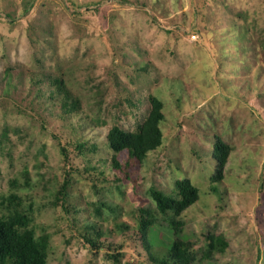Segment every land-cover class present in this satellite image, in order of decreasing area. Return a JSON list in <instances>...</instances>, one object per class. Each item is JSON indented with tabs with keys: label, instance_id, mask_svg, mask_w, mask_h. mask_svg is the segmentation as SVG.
<instances>
[{
	"label": "rangeland",
	"instance_id": "374dc122",
	"mask_svg": "<svg viewBox=\"0 0 264 264\" xmlns=\"http://www.w3.org/2000/svg\"><path fill=\"white\" fill-rule=\"evenodd\" d=\"M151 93L162 145L115 154L109 130L136 131ZM217 137L232 146L219 181ZM186 178L199 198L176 219L195 263L264 264V0H0V212L27 216L48 264H158L141 209ZM172 214H155L156 246Z\"/></svg>",
	"mask_w": 264,
	"mask_h": 264
},
{
	"label": "trees",
	"instance_id": "16d2710c",
	"mask_svg": "<svg viewBox=\"0 0 264 264\" xmlns=\"http://www.w3.org/2000/svg\"><path fill=\"white\" fill-rule=\"evenodd\" d=\"M56 84L64 97V106L79 108V102L72 94L63 79H56ZM149 110L143 122L136 131H127L118 125H114L108 132L107 141L109 147L118 154L124 150H131L134 156L143 160L147 154L163 143L162 121L165 120L163 112V100L155 95H149ZM232 146L217 137L214 146V159L216 160V172L213 175L215 181L223 178V170L227 164ZM115 167H119L116 156L113 158ZM67 182L60 189V194L67 195ZM152 198L156 201V210L141 209L142 216L138 225L142 240H145L149 246L147 249L151 257H157L158 264H203L195 263L194 256L190 251V246L182 239L181 225L182 222L176 219L184 210L194 204L199 198V189L186 178L178 181L177 196H170L164 192L152 189L150 190ZM1 210V209H0ZM172 212L170 226L174 229L175 239L167 245L156 246L150 240L149 232H153L156 223V213L168 215ZM29 220L26 215L17 217H3L0 212V264H48V239L44 236L36 237L34 231L27 225ZM157 237L156 233L154 238ZM94 236L87 237L86 241L90 246H95ZM153 240V239H152ZM226 242L219 236L211 237L209 244L210 251L220 249ZM221 245V246H220ZM154 252V253H153Z\"/></svg>",
	"mask_w": 264,
	"mask_h": 264
}]
</instances>
